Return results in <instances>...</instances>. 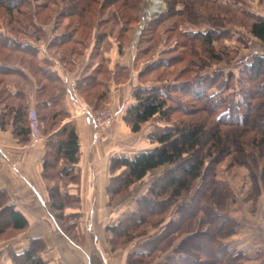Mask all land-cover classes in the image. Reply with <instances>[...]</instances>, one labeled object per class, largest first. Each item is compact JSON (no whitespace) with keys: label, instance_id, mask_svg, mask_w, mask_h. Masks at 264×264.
<instances>
[{"label":"rangeland","instance_id":"rangeland-1","mask_svg":"<svg viewBox=\"0 0 264 264\" xmlns=\"http://www.w3.org/2000/svg\"><path fill=\"white\" fill-rule=\"evenodd\" d=\"M5 1L20 2L23 9L7 16L0 9V45H36L39 52L46 51L58 59L61 51L55 47L46 49L47 43L56 37L63 38L67 34L71 37V33H76L75 37L85 41L84 52L90 49L91 53L98 55L97 59L101 62L98 79L101 80L96 91L102 93L99 100H103L97 112L108 111L112 121L95 129L97 138L94 147L101 146L103 152L108 150L112 153L105 160L108 163L105 171L95 172L99 174L98 185L103 188L93 189L87 195L88 201H96V205H92L85 221L84 216L79 221L75 218L78 223L68 227L67 218L48 208L46 201L50 199L35 203L24 200L33 211L37 209L39 218L31 223V228L28 225L20 231L7 229L3 232L0 236V264H11L14 253L23 248L22 241L29 243V239L21 235H31L43 228L47 232L51 229L53 237L57 236V231L65 236L59 224L74 236L79 245L85 246L84 255L81 254L79 259L82 264H91V252L86 253L89 247L85 237L82 239L84 233L92 234L95 240L103 235L110 254L123 253L124 247L131 251L137 247L135 242L139 237L122 245L116 239L109 241L114 233L103 228L102 223L112 225L130 215L134 217L143 201H158L150 207L154 211L149 212L147 224L141 227L145 230L144 234L154 236L167 228L164 225L168 220L176 219L172 223L180 224L171 245H178L180 239L191 235L192 240L185 244L194 245V249L183 250L191 264L197 260L203 261L202 264H264V152L252 142V137H258L264 129V72L254 73L247 65L252 61L256 63L259 58L264 61V43L254 38L247 29L252 18L250 15L264 17V0H160L161 12L151 15L143 24H140L141 18H145L146 10L150 9V0H128L126 3L123 2L125 0H94L82 21L77 16L69 17L59 12V6L48 0H28V3L26 0L23 3L21 0ZM28 5L30 10H38V14L31 11L29 15H23ZM41 5H48V9H38ZM176 7L180 9L174 10ZM83 22L87 27L81 25ZM77 23L80 24L79 31L75 30ZM138 30L141 31L139 35ZM205 31L212 34L211 53L210 50L207 52L198 37L190 38L192 33ZM81 33L87 34L88 38L82 37ZM99 33L103 38L97 43L96 35ZM70 43L82 45L81 42ZM95 43L97 46L93 49ZM213 53L221 59L216 60L211 56ZM0 54L1 60H7L5 62L17 61L12 58L14 53L8 55L1 46ZM101 55L111 57L109 60L102 59ZM73 57L72 60H75ZM24 58H29V55ZM64 63L66 67H73L71 59ZM21 64L27 71L31 69L27 59ZM20 86L25 88L24 81ZM140 87H152L154 93L166 97L170 119L167 121L157 114L134 132L124 116L135 103L134 92ZM254 89L257 93L252 94ZM230 98L235 109L234 112L230 110V114H241L242 117L239 115L227 120L223 115L216 123L217 113L230 106ZM195 120L205 122L207 127L216 123L222 132L231 130L233 143L229 141L227 154L205 159V167L208 168L200 177L190 181L189 191L178 198H164L167 201L164 204L159 202L160 198L154 199L158 196L150 191L152 183L168 174L174 165L151 170L129 186L120 187L117 183L120 179L111 181L110 177H120L118 174L122 170L119 168L114 174L109 173L113 155L133 156L150 150L158 145L151 140L152 135H158L167 127ZM108 185L119 188L109 191ZM211 188L215 192H211ZM5 200L15 206L22 203L9 201L6 197ZM65 201L74 203L68 199ZM98 201H101V206H97ZM168 201L177 202L169 204ZM94 207L100 209L94 210ZM134 224L138 223H131L132 227ZM129 231L136 235L135 229L129 228ZM57 240L55 238L60 243ZM161 242L153 255L139 264H177L168 259L173 252L171 245L168 247L166 242ZM93 245L94 242L91 247ZM219 251L223 254L217 255ZM174 254L178 255L177 250ZM218 257L220 259L216 261ZM128 261L125 254L124 264ZM94 264H99L97 258ZM182 264L188 263L185 261Z\"/></svg>","mask_w":264,"mask_h":264},{"label":"trees","instance_id":"trees-1","mask_svg":"<svg viewBox=\"0 0 264 264\" xmlns=\"http://www.w3.org/2000/svg\"><path fill=\"white\" fill-rule=\"evenodd\" d=\"M51 3H54L55 5L59 6V12H63L66 16H77L78 20L82 21L85 17L86 12L89 8H91V4L94 2V0H48ZM128 0H125L123 2H127ZM203 1V0H202ZM23 3V0H21ZM49 2V3H50ZM113 2V0H112ZM26 3H28V0H26ZM48 3V4H49ZM22 4L19 2L17 4H14L12 2H8L5 0H0V9L2 8L5 12V15L11 14L12 12H21L23 9ZM15 9V10H13ZM38 9L46 10L48 9V5H41L38 7ZM180 8H175L174 10H178ZM32 11V12H31ZM38 14V10H30L28 5V10L23 11V15H29V13ZM251 21L248 24V31L249 33L256 38L258 41L264 43V17H260L258 15H250ZM80 24L77 23V29L76 31L80 30V27L78 26ZM83 27H87V25L83 22L81 23ZM89 27V26H88ZM75 32V31H74ZM73 36L76 33H71ZM82 37L88 38L87 34L81 33ZM87 35V36H86ZM95 35V34H94ZM93 35V36H94ZM71 37L69 34L66 35V37L60 38L56 37L52 40V42L47 43V48H58L59 51H61V55H59L58 60H61V62H66L73 57L76 53L79 56H82L81 54L84 53L85 48V41L83 38L78 37ZM190 38L198 37L201 41V44L205 46V49L210 50V53L212 52V43L213 38L212 34L209 31L205 32H195L190 34ZM76 38V39H75ZM103 38V35L99 33V35H96L97 43L100 42V40ZM81 42L82 45H71L70 42ZM97 43L93 45V49L96 48ZM18 44V43H15ZM1 47L5 48L7 54L9 55L10 52L14 53L12 58H16L18 61L21 58V61H24L27 59V62L31 65V72H33V76L35 77V80L37 81L38 87L43 88V85L41 84V80L46 76L47 67L44 68L46 65L39 63V49L35 45H0ZM81 46L79 49L77 47ZM38 51V52H37ZM29 55V58H24L25 55ZM24 56V57H23ZM213 57L216 56V53H213L211 55ZM1 57V54H0ZM257 57V56H256ZM7 58V57H4ZM216 60H220V57H215ZM259 58V57H257ZM1 60V58H0ZM3 62H0V74L5 75L7 73H11L15 76H18L22 79H24L23 73L19 71L17 68H14L11 66V63H6L7 60H2ZM13 62V61H12ZM43 62V60H42ZM250 67H252V72H264V61L259 58L256 63H253V61L249 64H247ZM251 71V70H250ZM37 74V75H36ZM8 80V78H0V84L5 86V82ZM93 83L92 77H84L82 79H79L76 83L77 87L81 86V89L89 90V87ZM14 85L16 89H21V86L14 82ZM48 87V86H47ZM50 88L53 89L52 83H50ZM151 89L152 87H140L138 91L134 92L135 97V103L132 104L127 110L125 114L126 122L130 124L131 130L136 132L140 129L141 124L149 120L155 115H159L160 117H164L165 120L169 121L170 119V107L167 106V100L166 97H160L159 94L154 93ZM151 91V92H150ZM248 91V90H247ZM45 91L42 89H39V94L37 95V98L39 101H44V105L48 107L46 100H53L54 95L52 92L48 91L47 97L44 96ZM254 93H257V91L254 89ZM1 94V93H0ZM12 94H17V92H13ZM102 93H100V96ZM248 95V93H247ZM89 96V95H88ZM97 96V95H96ZM99 96V99H100ZM97 100L94 102V112H97V108L99 106V103L103 100ZM230 102V106H228L225 111H221L217 113V116L215 117V122L218 123L220 118L225 115L227 120H230L236 116H241L230 114L231 111L234 112V107L232 104V99L230 98L228 100ZM227 101V102H228ZM238 103V102H236ZM249 107L251 106L249 102H247ZM5 112L0 117V125L3 127L5 125L6 121L4 120L10 118L12 119V125L14 134L18 136L21 140H29V136L31 138V130L29 125V117L28 112L30 107L27 108L22 102H20L19 105L16 107L12 105H8L5 103ZM54 109H40L35 108L38 116L39 121V129L40 134L44 133V135H47L50 131L56 130L53 133L47 135L46 137V144H45V155L43 158V177L51 181L52 184L47 183V194L49 199L52 201V206L54 212H59L65 219V216L63 215V209L67 206L69 201H65V199L72 200V201H78L76 196L68 195L67 192H61L56 187L58 176L60 175L61 178H64L65 176L74 179L73 176H71L70 171H74L76 168L77 163L79 162V145L77 141V133L75 130V127L70 124H64L59 126V121L61 117L67 116L69 113L65 111V108L60 105V101L58 103H55ZM244 105V104H243ZM168 107V108H167ZM231 110V111H230ZM47 113H46V112ZM246 117V115H245ZM84 121V120H83ZM214 123L207 127L205 122L203 121H187L177 126H170L165 129H162L161 132L158 135H152V141H155L158 145L153 147L150 150L138 152L133 156H127V155H113L110 160L109 164V173L114 174L117 169L122 168L120 173V177H117L116 175L111 176L110 179L119 181L117 182L122 186H129L133 184L134 182L142 179L145 177L151 170H154L160 166L164 165H174L172 169L169 170V173L166 174L163 178H158L155 182L152 183V187L150 191L155 193L158 197L154 198H160L159 202H162L163 204L167 201H164L167 199V197L170 199L172 198H178L182 195L183 192L189 191V183L191 180H194L202 175L205 169L208 167H205V159L207 158H219L222 155L227 154L226 152L229 149V141L233 143L232 134L233 132L231 130L227 132H222V130L218 127V125ZM56 128V129H55ZM42 129V130H41ZM261 134L258 137H252V142L255 143L256 146L259 147V149L264 152V129L260 132ZM231 136V137H230ZM185 158V159H184ZM184 159V160H183ZM176 164V165H175ZM117 177V178H116ZM162 182H159L161 181ZM115 181V182H116ZM210 185V184H208ZM119 186V185H118ZM210 188V186H208ZM119 187L112 188L111 185L107 186V190H116ZM211 192H215L213 188L210 189ZM5 194L0 191V236L5 232L7 229H12L14 231H20L28 226V222L24 215L16 209V206L8 203L4 199ZM166 198V199H164ZM170 202H177V201H168ZM178 203H180L178 201ZM71 204V203H70ZM69 204V205H70ZM155 204H158V201H143V204L140 207L139 211H135V216L131 217L132 215L128 216L125 219L118 220L115 224L107 225L106 230H109V232L112 234L109 237V241L112 240V242L117 240V243L120 245L125 244L126 242L132 241L133 239L139 237V239L135 242L136 248L132 249L131 251H127L126 253V259L128 261V264H139L144 262V259L147 257H150L153 255L154 249L158 248V243H164L166 242V246H170L174 240L175 233L177 232L178 224H173L176 219L168 220L164 227L166 226V229L161 230L159 233H157L154 236L145 235V230L141 229L142 225L147 224L148 222V215L149 212L153 213V209H151V206H155ZM162 204V205H163ZM160 205V204H159ZM181 207V205H180ZM188 207V206H184ZM182 208V207H181ZM158 210V209H157ZM162 210V209H161ZM190 211V210H189ZM157 213V212H156ZM155 213V214H156ZM187 216L189 214H186ZM160 220V219H159ZM136 221V222H134ZM159 221L158 223H160ZM173 222V223H172ZM131 223H138L134 224L133 227ZM76 223H68L69 225H75ZM130 229H135L136 235L130 233L128 225ZM153 224V223H152ZM176 225V226H175ZM61 229V232L67 237L68 240H70L73 243H77L73 239V235L68 234L66 232L65 228H62L60 224L58 225ZM173 226V228H172ZM135 227V228H134ZM140 228V229H138ZM143 228V227H142ZM75 230V228H72ZM138 229V230H137ZM214 229H217L214 227ZM145 235V236H143ZM211 235H213L211 233ZM143 238V239H142ZM191 235H186L183 240L180 239V242L178 245H171V252L174 253L177 250V254H174L172 252L171 255H169L168 259L174 260L177 264H182V262H187L188 264H191L192 262L189 260V257H187L183 251L184 249H191L193 250L194 245H188L185 244L188 241L192 240ZM122 243V244H121ZM78 244V243H77ZM183 244L184 247H183ZM45 242L41 238H33L29 240L28 246L19 251L14 253V256L12 257V263L11 264H46V261L42 257V251L44 250ZM183 247V248H182ZM186 247V248H185ZM124 250L126 247L123 248ZM180 249L181 251H179ZM165 251V250H164ZM90 263L94 264L95 259L97 258L99 260V264H102L101 260L95 253H90ZM223 254L222 251H219L217 255ZM143 256V257H140ZM188 258V259H187ZM219 257L216 261H219ZM192 260V259H191ZM233 260H235L233 258ZM195 261V260H194ZM215 261V262H216ZM203 261L197 260L194 262V264H202ZM163 264H166L163 263ZM169 264V263H168ZM208 264V263H207ZM230 264V263H229ZM231 264H234V262H231Z\"/></svg>","mask_w":264,"mask_h":264},{"label":"crops","instance_id":"crops-1","mask_svg":"<svg viewBox=\"0 0 264 264\" xmlns=\"http://www.w3.org/2000/svg\"><path fill=\"white\" fill-rule=\"evenodd\" d=\"M38 53L39 63L46 65L44 68L47 67L46 76L44 75L45 78L41 80L40 84L43 85V88L38 87L39 85L31 70L27 71L26 68L22 66L21 58L18 61L6 62L11 63L12 67L21 71L24 79L11 73L5 75L0 74V78H8L5 82V86L0 84V117L5 112V103L16 107L20 102L27 106V108L33 107L36 109L48 110L54 109L56 106L55 103L57 104L58 101H60V105L69 113L67 116L61 117L58 127L67 123L75 127L79 145V162L75 170L70 171V175L74 177L73 180L66 176L61 178L59 175L55 181L57 182L56 187L59 191L63 193L67 192L68 195L77 197L78 201H75L73 204L68 203L63 209V215L67 218V223L74 222L77 224L83 216L85 221V216L89 214L92 205H96V201H88L87 195L90 194V191H93V189L103 188L98 185L100 183L98 178L99 174L97 172V175L95 172L101 169L105 171L108 167V163L105 160L111 156L112 153L108 150L103 152L101 146L98 148L94 147V142L97 138L95 129H91V127L83 121L82 117V114L86 111L94 112V102L99 99L100 93H97L96 88L99 86L101 80L98 79V74L101 71V62L97 59L98 55L91 53L90 49L89 52L82 53V56L74 55L73 58H75V60L71 59L72 68L66 67L64 62L48 55L46 51L44 53L43 50H40ZM76 57H78V59H76ZM100 57L109 60L111 56L101 55ZM0 62L3 61L0 60ZM86 76L93 78V83L89 87V90L81 89V86L77 87L76 85L79 79ZM22 81H24L25 88H22V90L16 89L14 82L21 85ZM50 83H52L53 89L50 88ZM39 89L45 91V97H47L48 91L52 92L55 96L53 100H46L48 107L44 105V101L38 100L37 95L39 94ZM15 91L17 94H12ZM4 120L6 121L5 125H3V127L0 125V191L5 194L9 201H22L19 205L16 203V209L24 215L29 225L28 228H31V223L37 221L39 218L37 217L38 211H36L37 209L33 211V209L23 201L29 200L35 203V201L49 200L47 194V180L43 177V158L45 155L46 137L56 130L50 131L47 135L41 133V135L36 138L31 135V138L29 136V140L28 138L27 140H21L14 134L12 119H6L5 117ZM101 145H104V143L102 144L101 142ZM101 159L103 161L98 163ZM46 202L48 208L53 211L52 201ZM100 204L101 201H98L97 206ZM95 209L99 210L100 208L94 207V210ZM75 218H78L77 222H75ZM107 225L106 223L105 225L102 223L103 228ZM38 230L39 231L31 235L25 234L23 236L21 235V237H26L29 240L41 238L45 242V247L41 254L46 264H82L79 259L81 254L84 255L85 252L83 250L85 249L83 244L75 245V243L70 242L57 230L60 236L57 233L55 234H57L58 237H53L51 229H48V232L43 228H39ZM84 237L87 241V247H89L86 253H95L105 264L125 263L126 249L123 253L113 252L110 254L111 251L107 242L104 241L103 235L97 240L89 233H84L82 239H84ZM55 238L58 239L57 241L60 243L56 242ZM92 242H94V247H91ZM27 246L28 242L23 240V248L20 250L25 249ZM79 248L81 250H79Z\"/></svg>","mask_w":264,"mask_h":264},{"label":"built area","instance_id":"built-area-1","mask_svg":"<svg viewBox=\"0 0 264 264\" xmlns=\"http://www.w3.org/2000/svg\"><path fill=\"white\" fill-rule=\"evenodd\" d=\"M160 12L161 10H158V12H156L155 14H159ZM150 16L151 15H148L146 17V13H145V18H141L140 24H143L144 22H146V19L149 18ZM140 32L141 31L138 30L137 35H139ZM28 117H29V125H30L31 134L33 137L36 138L39 136V121H38V116H37V112L35 108L31 107L29 109ZM82 117L86 124L93 126V129H96L102 125H108L112 121L111 113H109L108 111H101V112L86 111L85 113L82 114Z\"/></svg>","mask_w":264,"mask_h":264},{"label":"bare ground","instance_id":"bare-ground-1","mask_svg":"<svg viewBox=\"0 0 264 264\" xmlns=\"http://www.w3.org/2000/svg\"><path fill=\"white\" fill-rule=\"evenodd\" d=\"M152 1V4L150 6V9H148L145 13H146V17L148 15H152V14H155L156 12H158V10H162V8H158L159 7V4H160V0H150ZM148 19V18H147ZM146 19V20H147Z\"/></svg>","mask_w":264,"mask_h":264}]
</instances>
